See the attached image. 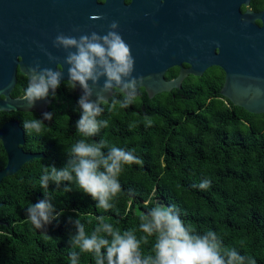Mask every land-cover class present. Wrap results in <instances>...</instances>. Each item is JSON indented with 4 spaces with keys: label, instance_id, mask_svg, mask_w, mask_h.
I'll return each instance as SVG.
<instances>
[{
    "label": "trees",
    "instance_id": "16d2710c",
    "mask_svg": "<svg viewBox=\"0 0 264 264\" xmlns=\"http://www.w3.org/2000/svg\"><path fill=\"white\" fill-rule=\"evenodd\" d=\"M21 78L19 74V92ZM56 90L64 97H56L50 107L53 119L44 122L42 133L25 134L24 149L44 158L27 162L11 184L0 187V219L12 225L0 234V264H71L69 238L78 218L88 233L103 216L120 231L136 229L138 237L144 236L139 217L158 203L175 205L181 219L198 232L211 229L226 246L264 264V114H249L214 97L206 76L152 99L140 89L126 109L110 113L105 107L99 118L109 120V127L89 139L106 138L143 163L125 166L119 177L122 190L107 211L75 184L64 192L69 182L59 187L50 182L47 195L58 216L44 229L34 228L26 212L45 198L39 185L43 166L62 167L66 150L81 138L75 128L79 96L67 85ZM115 95L119 98L120 92ZM145 116L151 126H145ZM32 118L40 119L33 112L22 120ZM205 179L211 185L200 189ZM153 243L154 237H148L142 251L149 254ZM79 264H94L93 254L80 253Z\"/></svg>",
    "mask_w": 264,
    "mask_h": 264
},
{
    "label": "clouds",
    "instance_id": "9594fccd",
    "mask_svg": "<svg viewBox=\"0 0 264 264\" xmlns=\"http://www.w3.org/2000/svg\"><path fill=\"white\" fill-rule=\"evenodd\" d=\"M106 2L101 0L100 3ZM108 29L104 34L95 31L79 36L58 33L53 46L65 51L63 63L57 64L55 70L41 68L36 63L25 73L28 83L21 101L26 102L28 109L33 108L36 101L46 98L49 89L55 94L64 75V65L68 66L67 87L75 89L79 85L83 90L78 99L81 114L75 125L81 138L66 150L67 158L62 167L43 166L39 185L44 189L45 198L27 208V219L36 229H44L58 216L54 215L55 209L47 195L50 182L57 187L62 182H69L70 186L65 187L64 192L72 191L75 184L96 201L97 208L107 211L114 208L112 201L122 190L119 177L125 166L143 163L133 151L110 144L106 138L89 139L109 127V120L99 118L105 107L111 113L117 107L131 106L145 79L133 75L135 59L130 45L118 31L119 23L111 22ZM49 59L56 58L49 54ZM95 88L99 91L95 92L93 101L90 98ZM116 90L120 92L119 98L115 95ZM248 92L258 96L261 90H253L250 86ZM106 93H111L110 98L105 97ZM52 119L53 113L45 112L42 119H24L22 126L25 132L40 134L45 127L43 121ZM144 120L145 126L152 125L151 118L145 116ZM134 126L130 125V128ZM210 185L211 181L205 179L198 187L207 189ZM139 219V231L145 234L141 237L136 235V229L120 231L114 228L103 216L98 218V226L88 233L80 219H76V231L69 238L73 248L71 264H79L80 253L93 254L94 264H257L252 256L242 255L236 247L226 246L217 232L211 229L198 232L192 224L181 219L175 205L158 203L142 213ZM148 237H154V243L151 252L145 254L141 245ZM243 244L240 241L241 247Z\"/></svg>",
    "mask_w": 264,
    "mask_h": 264
},
{
    "label": "water",
    "instance_id": "95a60500",
    "mask_svg": "<svg viewBox=\"0 0 264 264\" xmlns=\"http://www.w3.org/2000/svg\"><path fill=\"white\" fill-rule=\"evenodd\" d=\"M94 16L101 18L93 19ZM167 16L166 7L160 0H132L130 4L124 0H107L103 4H96V0H0V96L6 98L0 100V111L19 110L39 115L47 112L50 103L48 96L36 101L31 109L25 107L26 102L21 101V98L19 101L8 99L16 83L18 66L19 73L25 77L29 66L36 63L41 68L55 70L57 64L63 63L66 55L62 48L53 46L58 33L79 36L95 31L104 34L113 21L119 23L118 31L131 47L135 59L133 75L145 78L144 84L137 90V96L140 89L145 91L149 99L158 94L180 90L187 76L200 77L209 67L197 66L200 62L197 41L205 36L206 31L189 18L176 22ZM49 54L56 59H49ZM182 61L189 63L190 68H182L175 79L166 80L167 71L180 66ZM221 66L226 72V80L220 94L225 96L229 88L240 87L241 82L233 76L236 69L234 66ZM67 68L64 65L60 83L69 79ZM96 91L99 88L94 89L90 98L93 101L96 99ZM75 94L79 97L83 94L79 85L75 88ZM110 96L111 93L105 94L106 98ZM229 98L233 106L249 114H264V101ZM19 144H24L21 130ZM6 148L9 160L5 170L0 172V181L20 171L27 162L44 158L42 153H24L20 148L17 151L7 145Z\"/></svg>",
    "mask_w": 264,
    "mask_h": 264
},
{
    "label": "flooded vegetation",
    "instance_id": "af4514ba",
    "mask_svg": "<svg viewBox=\"0 0 264 264\" xmlns=\"http://www.w3.org/2000/svg\"><path fill=\"white\" fill-rule=\"evenodd\" d=\"M124 1L130 4L132 0ZM100 2L101 0H96V4H102ZM160 3L166 7L167 17L173 21L178 22L189 18L199 23L200 27L206 31L205 36L197 41L196 49L200 53V62L197 66L209 65V67L200 77L187 76L181 88L192 78L206 76L212 85L211 94L224 103H230L229 97H242L247 101H264V0H163V2L160 0ZM247 61H249L248 64ZM223 64L234 66L236 69L233 76L241 82L240 87L229 88L228 95L225 96L220 94L226 80V72L221 66ZM190 66L189 63L182 61L180 66L167 71L165 79H175L180 69H188ZM19 74L22 75L19 73L18 66L16 83L9 92V100L19 101L27 86V77L22 75L21 81H24V86L19 92ZM66 81H62L59 87L66 85ZM89 83L91 84V81ZM250 86L253 90L259 88L260 94L250 95L248 92ZM58 96L64 97L57 90L54 95L52 92L49 93L50 103L47 106V112H50L53 103L58 102L56 100ZM5 99V96H0L1 101ZM28 113L19 112V110L0 111V172L8 165L9 156L6 145L17 151L20 148L24 153H33L24 149L26 132L22 126V119L24 114ZM37 115L40 119L43 118V115ZM20 130L23 133V145L19 144ZM18 174L19 170L12 176L2 178L0 187L11 184L12 179L17 178ZM2 206L3 202L0 201V209ZM8 230H12V225L0 219V234Z\"/></svg>",
    "mask_w": 264,
    "mask_h": 264
}]
</instances>
